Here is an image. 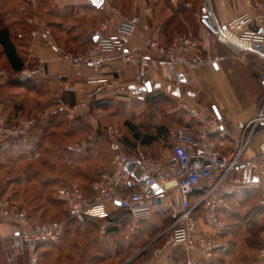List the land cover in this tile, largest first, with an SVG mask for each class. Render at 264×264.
Segmentation results:
<instances>
[{
    "label": "built area",
    "instance_id": "built-area-1",
    "mask_svg": "<svg viewBox=\"0 0 264 264\" xmlns=\"http://www.w3.org/2000/svg\"><path fill=\"white\" fill-rule=\"evenodd\" d=\"M242 2L245 11L225 27H220L215 20L212 2L208 0L206 14L219 30L217 33L208 30L207 37L214 43L233 44L240 49H250L264 60V2ZM108 3V0H104L103 5H108L111 18L95 30L94 38L97 40L94 45L80 53L60 47L49 28L32 32L34 38L40 35L44 38L47 46L59 59L75 70L76 77L84 76L83 69L90 71V75L84 77L93 89L87 93V100L76 101L74 106H68L66 111L69 113L85 110L99 96L115 95L144 102L148 92V75L153 63L164 68L166 82L177 87H180L185 76L178 69L180 65L190 71L215 64L202 54L194 35L176 34L168 45H163L150 36L148 27L141 31L146 56L140 57L134 52L119 54L118 44L115 38L108 35V31L114 27L119 38L131 39L140 31V18L126 15ZM29 22L32 24L34 20ZM117 54L123 67H139L134 83H128L119 76L103 74L104 67ZM39 64V71L44 72L45 63ZM5 75L0 70V79ZM21 75L29 78L32 74L23 71ZM261 78L264 80V74ZM65 91L76 93L77 89L69 84ZM177 111L184 112L194 122V126L170 129L168 152L156 156L146 155L141 151L134 157L116 155L113 168L103 172L90 184L89 194H85L76 183L60 187L56 197L68 206L67 221L34 223L25 211L13 209L7 201L0 199V225L4 222L11 224L16 237L26 245L31 264H38V245L42 242L58 241L69 223L83 224L88 219H108L117 212H124L130 219L132 229L136 230L142 220L165 211L170 214L172 222L164 233L167 236L163 243L154 248L151 262H156L168 250L181 247L187 254L186 264H196L192 253L211 260L224 247L219 236L200 231L197 218L199 210L206 213L213 228L222 230L226 223L220 218V212L230 210L228 197L242 187L259 190L262 193L259 203L264 206V144L260 146V154L252 158H244L249 139L238 144L232 153L225 154L218 149L215 139L216 136L226 135L223 118H205L198 108L185 100H180L178 109L171 113ZM35 124L36 120L33 118L0 116V145L4 141L26 136ZM260 125L264 126V99L256 118L243 128L254 132ZM110 138L118 143L123 136L119 130L110 128ZM232 172L249 173L250 178L245 179L244 184L227 183L226 179ZM258 258L264 261V240Z\"/></svg>",
    "mask_w": 264,
    "mask_h": 264
},
{
    "label": "crops",
    "instance_id": "crops-1",
    "mask_svg": "<svg viewBox=\"0 0 264 264\" xmlns=\"http://www.w3.org/2000/svg\"><path fill=\"white\" fill-rule=\"evenodd\" d=\"M211 2L215 20L220 27H225L245 11L242 0H211ZM30 4V6H27L22 1L17 6L19 12H17V18L21 14L23 15L25 11H32L37 16L35 18L31 17L34 23H32V26H28L32 32L49 28L54 32L62 48L79 52L89 47L92 42H95V30L101 23L111 18L108 5L104 4L100 8H96L89 0H30ZM161 5L151 2L150 6H148V3L144 0V4L139 5V7L136 6L133 9L130 15H136L140 18V31L131 39L125 40L119 38L115 28H110L108 35L115 38L119 47V54L134 52L140 57L146 56L144 40L141 34V31L145 27H148L150 36L163 44L167 43L174 36L175 31H173V26H170L168 22L176 17L177 14H180V12L178 10L172 11L170 7L166 5L163 7ZM204 8L205 6L200 9L196 8L194 12L196 16V33L194 37L199 42L202 54L215 62V64H208L200 70L190 71H187L185 66L180 65L178 69L184 72L185 76L180 87H177L167 83L164 78L166 70L153 63V67L148 75V83L151 90L149 91L148 89L147 93L151 92V96L160 94L172 95L173 98H180V100H185L198 108L201 115L205 118L213 116L223 118L226 123V135L225 137L216 136L218 149L225 154H230L238 144H243L249 139V144L244 150V158H252L260 154V146L264 144V126H258L254 132L244 129L243 126L253 121L262 107L264 80L261 77L264 74V60L250 49H240L233 44L212 42L207 37L208 29L202 24ZM12 11H9V15ZM26 26L16 24L14 27L16 32L23 36L22 41L24 46L21 48V53L26 63L23 71L30 72L32 74L31 77L35 78L43 86L40 87L38 85L39 87L35 91H26L21 88L12 89L3 87L1 84L4 82H0V109H3V113L8 115L21 110L36 120L35 116L40 115L42 111L50 112L52 110L53 107L48 103L50 101L56 102V104L52 105L66 111V108L76 103V101L87 100V93L93 89V86L87 84L84 76L90 75V71L83 69L82 74L84 76L80 78L76 77L75 70L59 59L56 53L47 46L41 35L34 38L32 34L26 33ZM119 54L116 57H111L103 69V74L119 76L128 83H134L139 73V67H123L119 61ZM40 62L45 63L44 72L39 71ZM27 78L22 77L23 80ZM69 84L75 86L77 89L76 93L65 91V87ZM6 94H10L9 96H11L10 100L8 99V103H5L4 100ZM68 97H70V100H68ZM102 97L104 96L97 98ZM133 102L136 105L143 104V102L137 100H133ZM172 114L170 112V119ZM180 125L190 127L194 126V122L185 113L180 111ZM33 133L36 134L37 131H31L28 139L31 136L33 137ZM104 140V138L100 137L96 141V146L101 147V150L104 147L102 148L100 144H103ZM12 142L16 150L10 153L13 156H17L19 160L13 162L11 165H0V186L1 184L5 185L2 190L0 189V199L4 201L11 199L10 201L13 205L25 208L27 206L23 203V199H21V193L9 195V192L12 189L26 185L34 186L36 184L40 187V153H35L34 150H20V144L24 141L14 140ZM2 144L0 159L1 155L6 152L4 148L9 146V143H6V141ZM134 145L124 147L131 154V157L136 156L139 151L142 152L145 148L147 149V147H142L138 143ZM153 147H150L149 150H152ZM104 149L108 153L114 152L113 148L109 150ZM168 149L166 148L162 151L161 148L159 154L168 152ZM2 159L4 160V157ZM17 164H29L26 171L20 176L22 181H18L14 177L17 175ZM107 165L108 170L98 173L96 177L113 168V164ZM240 178L249 179L250 175L249 173H239L236 180L229 183L238 184L236 182ZM233 197H229L230 210L220 212L222 220L232 211ZM57 200L56 202L58 203L56 204L58 206H65L68 209L65 203ZM56 204L52 203L50 207H57ZM27 214L31 216L32 221L37 219V211ZM152 217L153 220L157 218L153 215ZM197 218L200 231L216 234L221 238L223 229L217 230L213 228L203 210L197 212ZM236 238V235L233 234L226 238L222 237L224 247L211 260H205L197 253H192L191 256L196 261V264H264V261L260 260L258 256L255 261L249 262L247 255H245L246 253L242 251L237 242L234 243L235 245L230 246L229 240H232L233 243ZM50 250H55V248L46 249L45 246L40 247L38 264H56V258L53 259L54 251ZM47 254H50V256L46 257L45 255ZM42 260H46V262H42ZM181 260L183 264H186L187 254L185 252L181 253L180 250L173 252L170 249L156 262L150 261V264H169L172 262L180 264ZM0 264H30V254L26 245L19 237H16L11 224L7 222L0 225Z\"/></svg>",
    "mask_w": 264,
    "mask_h": 264
},
{
    "label": "rangeland",
    "instance_id": "rangeland-1",
    "mask_svg": "<svg viewBox=\"0 0 264 264\" xmlns=\"http://www.w3.org/2000/svg\"><path fill=\"white\" fill-rule=\"evenodd\" d=\"M111 7H116L130 15L133 9L139 5L144 4V0H108ZM208 0H146L148 6L150 3H158L161 6L170 7L172 11L179 10L185 12L187 5H192L191 10L185 12V21L180 18V28L178 24H174L176 29L175 34H192L196 33V8L205 6ZM21 0H0V8L6 6L9 11L17 9ZM264 2V1H263ZM25 5H28L25 3ZM14 10V13L16 12ZM13 11L9 16L12 22L17 21V15ZM16 19V20H15ZM33 20L31 17L27 18ZM32 34V31H31ZM18 32L13 29V36L16 38ZM55 36V35H54ZM174 37V36H173ZM58 45L60 42L55 36ZM62 46V45H61ZM60 46V47H61ZM66 50L80 53L72 49ZM0 70L5 72V76L0 79V82L7 81L11 78V71L5 62V58L0 47ZM10 75V76H9ZM20 75V78L22 79ZM3 83V84H4ZM1 84V85H3ZM159 98L156 104H134L133 100L127 97H118L115 95L104 96L105 101L109 105H98L99 101H92L85 110L77 113H69V111H61L57 117L55 126H51L48 133L43 135L40 131L32 140L29 146L20 144V150H38L40 153V187L36 184L29 186H22L12 189L9 195L18 193L22 195L23 203L27 207L23 208L26 213L36 212V220L38 222H64L69 220V210L65 206H58L56 203V193L60 187L76 183L80 188H87L93 182L96 175L102 171L108 170V165H112L115 156L118 154H125L131 156L126 148L119 141L115 143L110 138V128L117 129L122 133L123 139L126 142H132L133 134L130 129L135 128L136 131L142 134L153 133L154 128L158 129L161 126H167L171 129L180 124V111L173 113V119L170 112L178 109L180 98H173L172 95L160 94L156 96ZM156 98V99H157ZM70 100V97H68ZM132 100V101H131ZM75 104V103H74ZM74 104L72 106H74ZM54 111H51V115ZM19 117V116H18ZM24 118V117H21ZM28 119V118H26ZM104 138L102 148H113L114 152L108 153L101 147L96 146L97 139ZM92 138V141H91ZM14 140L6 141L9 146L4 148L6 152L1 155L0 165H11L18 161L17 156L11 155L10 152L16 150L13 147ZM121 142V144H120ZM37 143H39L37 145ZM120 144V145H119ZM119 145V146H118ZM22 146V147H21ZM25 146V147H23ZM76 146H79L77 148ZM3 144L0 145V153ZM161 147L154 144L152 153H160ZM11 150V151H10ZM104 151V152H103ZM106 156H105V155ZM5 155V156H4ZM4 157V160L2 159ZM17 157V158H15ZM29 164H17V172L14 177L18 181H22L21 177L26 171ZM36 167V165H35ZM239 172H232L226 179V182H233L236 180ZM245 179L240 178L236 183L244 184ZM5 183V182H4ZM5 185L1 184L2 190ZM34 188V189H33ZM232 201V211L224 217L223 221L227 227L233 229L238 224L245 225L247 222L251 224L253 221H258L257 225H264V208L260 209L259 190L242 187L234 195ZM232 198V199H233ZM58 201V200H57ZM56 204L57 207L51 208V204ZM39 208V209H38ZM68 210V211H67ZM257 214V215H256ZM121 216V213H118ZM259 215V216H258ZM253 219V220H252ZM158 218L153 220V217L143 223H139V228L133 230L131 224L128 226L123 223H118L117 231L113 232L112 224L101 223L98 225H80L69 223L62 238L54 243H49L45 246L46 249L55 248L53 259L56 258V264H136V259L140 258V262L151 263V257L146 250L149 246L156 243L160 237H163L165 231L168 230V223L161 226L154 233L143 234V230H148L151 227L152 221L158 222ZM105 224V225H102ZM253 225V224H252ZM258 231V230H257ZM256 230V237L251 238L254 242L252 246L246 245L241 238H236L234 241L246 253L249 262L255 261L258 256V251L261 246V241L264 239V234H258ZM259 237V238H258ZM163 242L159 241V245ZM158 245V246H159ZM57 249V250H56ZM46 257L50 254L45 255ZM46 262V260H42ZM99 262V263H98ZM39 263V262H38ZM137 263V264H138ZM31 264V257H30ZM175 264V263H169ZM183 264V261H180Z\"/></svg>",
    "mask_w": 264,
    "mask_h": 264
},
{
    "label": "trees",
    "instance_id": "trees-1",
    "mask_svg": "<svg viewBox=\"0 0 264 264\" xmlns=\"http://www.w3.org/2000/svg\"><path fill=\"white\" fill-rule=\"evenodd\" d=\"M21 1H24L26 4H28L27 6L31 5L30 4V0H21ZM192 7H193L192 5H187V7L185 8L186 9L185 12L188 13V11L191 10ZM12 10L14 12L15 9H12ZM15 11H16L15 14L17 15L18 9H16ZM178 11L180 12V9ZM185 12L184 13L180 12V14H177L176 17H174L173 19H171L168 22V23H170L169 24L170 26L171 25L173 26V31H176V29L174 27V24H178V26L180 28V18H182L185 21V16H186ZM8 15H9L8 8L6 6L1 7L0 8V47L2 49V53H3V56L5 58V62L8 65V67H9V69L11 71V78H9L7 81H5V83L2 86L6 87V88L9 87V88H12V89L21 88V89H24L26 91H35V90H37V88L39 86L42 87L43 84H41V83L39 84L37 82V80L35 78H33V77L27 78L25 80L20 78V73L24 70V68L26 66V63H25V60H24V56L21 53L22 52L21 48L24 46V43L22 41V39H23L22 34H18L16 36V38H14L13 29H15L14 27H15L16 24L27 25L25 27V31H26L27 34L28 33L31 34L32 30H30V28L28 26L29 25L32 26V24L28 23L27 18L28 17L35 18L37 16L35 14H33L32 11H27V12L25 11L23 13V15L21 14L19 16V18H17L16 22H12L11 21L12 19L9 20V16ZM177 18H179V19H177ZM53 34H54V32H53ZM172 38H173V36L170 38V40L167 43H164V44L161 43V44L168 45L171 42ZM94 43L95 42H92V44L90 46L94 45ZM82 51H80V52H82ZM150 93H147L146 100L143 103L153 106V104H156L158 102L159 98H157L156 96H151ZM9 95L10 94H6L5 95V98H4L5 103H8L9 100H10L9 98H11V96H9ZM94 101H99L98 105L100 104V105L107 106V105L111 104L108 101H105L104 97L99 98V99L95 98ZM48 103L51 104V106L53 107L52 110H51V111H54L52 113V115H51V111L50 112L42 111L40 113V115H36L35 116L36 124L32 127V129L29 131V133L26 136L21 137V138H17V139H12V140L24 141L23 144L25 146H29V144L32 143V140L35 138V136H37V133L36 134L33 133L34 135H33V137L32 136L30 137L31 138V141H30V138L28 139V137H29L31 131H34V132L35 131H37V132L40 131L41 133H43V135H45V134L48 133V130H50L51 126H55L54 124L56 123L57 117H59V114L61 113V111H64V110L62 108H60V107L52 105V104H56V102H54V101H50ZM12 115H16V116L24 117V118H28V119L32 118V117H30V115L26 114L25 112H23L21 110H18V111H15L13 113H10V114L6 115V114L3 113V109H0V116H2V117L8 118V117H10ZM177 126H182V125L177 124ZM190 127H192V126H190ZM154 129H155V131L153 133L142 134L141 132L136 131L135 128H132L130 130H131V132L133 134L132 142H134V143L132 144L130 142H126L122 138V140H120L122 142V144H121V142H120V144H121V146L123 145L124 147H126V146L130 147L131 145L135 146L134 144L138 143L142 147H147V149L145 148V150L142 151L146 155H152V156L159 155V153H152L151 150H149V148L154 146V144L160 146L162 148V151L165 150L166 148H169L170 147V141H169V138H168V133H169V130L171 128H169L167 126H161V127H158V129H156V128H154ZM38 134H39V132H38ZM38 144L39 143H37V145ZM25 146H23V147H25ZM34 151H35V153L36 152L39 153L38 150H34ZM40 173H41V171H40ZM96 178L97 177H95V179ZM81 189H82V191L85 194H89L90 193L89 187L81 188ZM234 195L235 194H232L229 197L234 196ZM229 197H228V200H230ZM261 197H262V193L260 192V199H261ZM10 200H8V201L6 200V201L9 203L11 208L23 210V207H21V206L18 207V206L13 205ZM259 202H260V200H259ZM259 207H260V209L264 208V206L260 205V203H259ZM118 213H121V216L118 215ZM28 216L31 218V216L29 214H28ZM153 216H155V217H157L159 219L158 222L157 223L152 222L149 231L148 230H143V234L156 232L161 226L166 224V222L167 223L169 222L168 225H167V228L171 225L172 219H171V216H170V214L168 212L165 211V212L155 213ZM148 220H150V219L148 218V219L142 220L141 223H143V222L146 223V221H148ZM250 222H252V221L247 222L245 225H241V223L238 224L235 227V228H237V230L233 229L231 227H225V229L222 230L223 232L221 233V238L222 237L226 238V237L230 236L231 234H233V235H236L237 238H241V239L243 238V241L246 243V245L248 244V245L252 246L254 244V242L251 240V238H255L257 235H256V232L253 233L251 231L252 230H256V231L258 230L257 231L258 234L262 235V234H264V225H261V226L257 225L258 221H253V223H252L253 225ZM73 223L74 222H72V224ZM101 223H106L107 225L111 223L112 226H113L111 231L115 232V231L118 230L116 224L123 223V224H126L128 226L130 224V219H129V217L126 216V214L124 212H117V213L113 214L112 216H110L108 219H102V220H100V219H88L85 223L80 224V225H95V224L96 225H98V224L101 225ZM75 224H78V223H75ZM102 225H105V224H102ZM139 229H140V232H142L141 228H139ZM166 236H167V234H164L163 237H160L159 240H157L155 244H153V245L148 247V249L146 250V253H148L150 255V257H151V254H152L154 248L159 245V241L163 242L164 239L166 238ZM262 241H261V243H262ZM49 243H54V242H42V243H40L38 245V248H37L38 253H39L40 247H42L43 245L49 244ZM228 243L231 246V245H233L235 243V241H233V243H232V240H229ZM179 250H180L181 253L185 252V250L183 248H181V247L174 249L173 252L179 251ZM139 261H140V258L139 259L137 258L136 261H135L136 264ZM103 263H104V260H101L100 264H103Z\"/></svg>",
    "mask_w": 264,
    "mask_h": 264
},
{
    "label": "water",
    "instance_id": "water-1",
    "mask_svg": "<svg viewBox=\"0 0 264 264\" xmlns=\"http://www.w3.org/2000/svg\"><path fill=\"white\" fill-rule=\"evenodd\" d=\"M92 2V4L96 7V8H100L103 3H104V0H89ZM207 4H205V8H204V16L202 17V24L210 31L214 32V33H217L218 30H219V27L217 25H213L211 19L208 17V15L206 14V10H207ZM97 39L95 38V41ZM147 88L149 89V91L151 90L150 89V84L147 83Z\"/></svg>",
    "mask_w": 264,
    "mask_h": 264
}]
</instances>
